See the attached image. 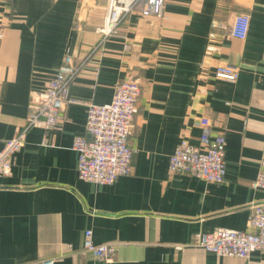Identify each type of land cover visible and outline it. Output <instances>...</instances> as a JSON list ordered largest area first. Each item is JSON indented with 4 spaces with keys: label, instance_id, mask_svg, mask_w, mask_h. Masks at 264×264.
I'll list each match as a JSON object with an SVG mask.
<instances>
[{
    "label": "crops",
    "instance_id": "crops-1",
    "mask_svg": "<svg viewBox=\"0 0 264 264\" xmlns=\"http://www.w3.org/2000/svg\"><path fill=\"white\" fill-rule=\"evenodd\" d=\"M108 2L0 0V151L63 55L85 59L59 125L28 128L0 175V264L61 253L53 264H264L261 251L241 258L176 249L198 232L245 229L249 205L264 201V190L250 186L264 142V0H164L160 16L138 4L95 49ZM239 12L249 15L244 39L224 27L209 35L212 21L229 26ZM224 64L238 68L236 80L213 74ZM129 77L140 85L132 171L109 185L81 180L72 141L86 133L87 104H106ZM201 116L226 142L221 183L168 171L180 139L200 145ZM85 229L93 242L124 245L111 262L99 260L81 250Z\"/></svg>",
    "mask_w": 264,
    "mask_h": 264
},
{
    "label": "built area",
    "instance_id": "built-area-1",
    "mask_svg": "<svg viewBox=\"0 0 264 264\" xmlns=\"http://www.w3.org/2000/svg\"><path fill=\"white\" fill-rule=\"evenodd\" d=\"M164 0H109L102 25L98 28L101 39L114 33L120 19L130 13L138 4L145 15L160 16ZM249 15L244 12L235 14L229 26L211 22L209 35L217 28H226L229 35L244 39L249 29ZM94 50V49H93ZM85 59L75 60L65 53L55 73L46 82L45 87L37 94L31 95L27 105L25 124L14 136L6 139L0 151V175L7 176L26 138L27 129L56 128L64 118L65 107L76 100L69 96L72 78L84 66ZM213 74L217 78L236 80L238 68L231 64L218 65ZM113 96L106 104H87V117L84 129L86 133L75 135L72 141L77 154V176L81 180L101 185L113 183L117 177L129 174L133 150L129 137L134 128V117L137 114V100L140 96V85L137 79L124 78L116 83ZM194 124L200 128L198 141L200 145L190 144L185 138L179 140L169 156L168 171L171 174H187L207 183H221L225 176V140L224 136L213 133V122L201 116ZM264 141V138H263ZM259 161L257 176L250 182L254 190H264V142ZM246 228H216L210 232H198L183 246L201 247L218 256H237L247 258L251 252H264V201L249 205ZM119 241L96 243L92 240V231L84 230L82 251L89 252L99 260L111 262L119 246ZM44 258L40 264H53L60 256Z\"/></svg>",
    "mask_w": 264,
    "mask_h": 264
},
{
    "label": "rangeland",
    "instance_id": "rangeland-1",
    "mask_svg": "<svg viewBox=\"0 0 264 264\" xmlns=\"http://www.w3.org/2000/svg\"><path fill=\"white\" fill-rule=\"evenodd\" d=\"M140 6V5H139Z\"/></svg>",
    "mask_w": 264,
    "mask_h": 264
}]
</instances>
